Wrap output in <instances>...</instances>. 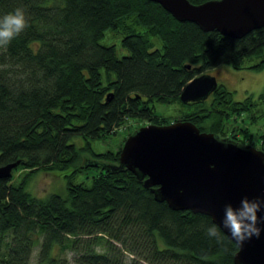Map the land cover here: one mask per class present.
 Wrapping results in <instances>:
<instances>
[{
    "label": "trees",
    "instance_id": "1",
    "mask_svg": "<svg viewBox=\"0 0 264 264\" xmlns=\"http://www.w3.org/2000/svg\"><path fill=\"white\" fill-rule=\"evenodd\" d=\"M16 8L24 9L29 27L0 49V165L19 160L9 178H0V264H30L33 251L34 264H233L235 244L223 233L221 243L206 235L210 217L156 201L130 171L114 168L120 148L95 154L87 141L76 147L72 139L122 127L128 135L132 117L167 123L149 103L178 101L188 80L219 64L234 68L254 56L247 68L258 70L264 26L230 38L177 21L148 0H0V16ZM119 27L126 29L120 45L128 54L116 57L112 45L98 41ZM209 97L184 104L202 108L179 121L264 152V131L248 127L260 118L252 108L264 94L233 101L219 85ZM242 116L247 126L234 123ZM84 153L95 160L78 164ZM98 162L103 167L90 186L69 180ZM69 167L64 193L26 191L35 171ZM17 171L23 173L16 180Z\"/></svg>",
    "mask_w": 264,
    "mask_h": 264
},
{
    "label": "water",
    "instance_id": "2",
    "mask_svg": "<svg viewBox=\"0 0 264 264\" xmlns=\"http://www.w3.org/2000/svg\"><path fill=\"white\" fill-rule=\"evenodd\" d=\"M148 1L159 4L177 21L192 22L202 31L215 30L230 38L264 26V0ZM217 86L214 75L201 73L185 83L177 100L181 104L204 101ZM18 164L15 160L0 165V178H9ZM114 168L130 171L156 201H164L171 209L210 217L236 246L233 264H264V223L259 225L260 238H252L243 247H237L221 225L225 204L237 207L245 196L264 197L262 150L200 131L190 121L148 123L125 137Z\"/></svg>",
    "mask_w": 264,
    "mask_h": 264
},
{
    "label": "rangeland",
    "instance_id": "3",
    "mask_svg": "<svg viewBox=\"0 0 264 264\" xmlns=\"http://www.w3.org/2000/svg\"><path fill=\"white\" fill-rule=\"evenodd\" d=\"M135 28L139 31L142 30L140 26H135ZM126 33V29L123 27H119L115 30L106 29L98 42L102 45H112L114 47L116 57H121L122 55L128 54V50L120 45V39ZM149 39L152 41L154 47H160L161 41L158 37L149 36ZM257 61L258 59L256 57L251 56L245 58L240 64L237 65V67L233 68L227 64H219L213 68L205 70L204 73L214 75L218 86L221 85L222 87L226 88V90L230 93V97L233 101H242L249 96L251 97V99H254L260 93L264 94V66L256 71L247 68L248 65H252ZM101 73H103L102 69ZM110 76L114 77V73L111 72ZM209 101L210 97H208L205 102L208 103ZM149 104L152 106L153 113L161 118L160 120L167 122L165 124L175 122L172 121L174 119H176V121H179L183 113H186L189 110L197 111L202 108V106L184 105L176 100L169 102L154 100ZM252 111L255 114H260V118L254 125L249 126L248 124H246L245 122H247L248 119L244 116H242V121L237 120L234 123L243 126L248 125L250 132L264 131V103L261 102L257 107H253ZM126 121L127 123L125 124H128V129L130 131L134 130L135 127L137 128L150 122L140 117H132ZM123 128L124 127L116 130L114 133H107L105 135L94 138L85 139L81 136H77L72 139V143L76 147H82L87 141L91 152L95 154L105 153L106 151L116 152L117 150H119L124 141V138L127 136V130H122ZM225 132H227L226 129ZM243 144H248V142H246L245 140ZM91 159L95 160L94 157L88 156L87 153H84L83 155H81L78 164H84L85 161H89ZM98 163L99 164L94 163L92 165L81 168L72 177H68L69 180L71 182H81L84 186H90L92 177L99 172L100 168L103 167V164L101 162ZM71 168L72 167H69L65 171H58L54 169L49 171L37 170L28 177L25 189L30 194L36 197H44L51 192L64 193L66 184L65 174H67ZM22 173L23 171H17L13 176L17 180ZM35 254L36 251H33L30 256V264H34Z\"/></svg>",
    "mask_w": 264,
    "mask_h": 264
},
{
    "label": "clouds",
    "instance_id": "4",
    "mask_svg": "<svg viewBox=\"0 0 264 264\" xmlns=\"http://www.w3.org/2000/svg\"><path fill=\"white\" fill-rule=\"evenodd\" d=\"M27 27L29 23L23 8H16L0 16V49H7ZM261 212H264V197L249 199L245 196L241 198L237 207H233L231 203L224 205L221 225L230 234L237 247H243L244 243L252 238H260L262 229L259 225L264 223V215L258 216ZM205 232L217 243L222 242L221 226L212 224L205 229Z\"/></svg>",
    "mask_w": 264,
    "mask_h": 264
},
{
    "label": "flooded vegetation",
    "instance_id": "5",
    "mask_svg": "<svg viewBox=\"0 0 264 264\" xmlns=\"http://www.w3.org/2000/svg\"><path fill=\"white\" fill-rule=\"evenodd\" d=\"M209 96H210V95H209ZM209 96H208V97H209ZM208 97H207V98H208ZM207 98H206V99H207ZM206 99H205V100H206Z\"/></svg>",
    "mask_w": 264,
    "mask_h": 264
}]
</instances>
